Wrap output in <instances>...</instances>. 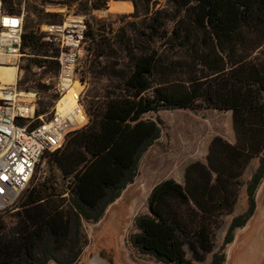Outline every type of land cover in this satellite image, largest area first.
<instances>
[{"label": "trees", "instance_id": "1", "mask_svg": "<svg viewBox=\"0 0 264 264\" xmlns=\"http://www.w3.org/2000/svg\"><path fill=\"white\" fill-rule=\"evenodd\" d=\"M89 1L93 9L107 7V0ZM3 2L8 11L21 9V0ZM170 2L177 13L165 43L182 58H168L151 47L164 23H147L145 43L138 37L132 47L123 46L129 59L125 70L103 65L101 74L109 83L87 100L90 122L43 156L49 170L58 172L23 192L11 224L0 216V264H76L88 242L83 222L101 219L134 181L142 154L160 137L161 119L143 115L181 108L229 111L234 140L214 135L205 161L188 163L182 182L165 178L153 185L148 211L135 216L136 231L128 240L162 264H224L226 245L255 212L264 177V0ZM39 11L25 14L21 49L34 54L33 64L53 67L56 75L58 48L38 32ZM85 35L95 40L93 32ZM29 80L45 92L52 87L29 77L22 84ZM51 90L54 99V85ZM252 159L257 165L244 180ZM242 186L245 209L231 217L216 247V233L233 212Z\"/></svg>", "mask_w": 264, "mask_h": 264}, {"label": "rangeland", "instance_id": "2", "mask_svg": "<svg viewBox=\"0 0 264 264\" xmlns=\"http://www.w3.org/2000/svg\"><path fill=\"white\" fill-rule=\"evenodd\" d=\"M91 4L92 1L89 0H21V8H24L25 14L33 8L40 10L36 19L39 20L38 32H43L44 25L62 21L72 13L85 17L87 30L95 36L93 42L90 38H85L77 68L86 81V102L94 92L102 93V88L109 83L106 76L101 74L104 64L126 69L129 59L123 46L128 44L132 47L138 37L141 38V43H145L147 23H153L157 27L159 22L164 23V26L158 27V35L149 41L150 46L158 48L168 58H182V55L176 53V48L171 50L165 43L177 13L170 0H107V7L100 9H93ZM161 13H166V17L159 19ZM102 50L108 51L109 56H98V52ZM132 52L136 53L137 50L133 49ZM33 56L30 50H22L19 64L21 77L17 86L28 77L52 86L45 92L31 87L34 82L29 80L20 88L36 92L39 106L48 107L50 103L53 104L51 89L55 83V70L53 67L33 64L30 61ZM27 86L29 88L25 89ZM157 116L161 119L160 137L142 154L134 181L108 205L99 221L83 222L88 242L76 264H162L137 251L128 240L129 234L136 231L135 216L148 211L147 197L151 188L165 178L182 182L179 173H183L184 167L191 161H205L209 141L214 135L234 140L229 111L181 108L160 109L143 115L144 118L151 119H156ZM256 165L257 159H252L242 175L244 180L248 179ZM50 167L48 156L42 157L25 191L51 171L58 172L55 168L49 170ZM20 203L21 199L15 210L0 214L7 224L15 220L13 213ZM245 206V186H242L233 212L224 217L223 226L216 233V247L221 244L231 217L243 211ZM235 237L237 240L225 247V252L230 248L233 251L224 264H264V177L256 191L255 212L245 227L235 231Z\"/></svg>", "mask_w": 264, "mask_h": 264}, {"label": "built area", "instance_id": "3", "mask_svg": "<svg viewBox=\"0 0 264 264\" xmlns=\"http://www.w3.org/2000/svg\"><path fill=\"white\" fill-rule=\"evenodd\" d=\"M24 17V8L11 12L0 0V66L15 68L14 82L0 79V214L17 208L44 154L61 148L72 131L91 119L84 97L86 81L77 69L86 38L85 17L72 13L42 28L44 38L58 48L56 97L42 111L36 92L17 86Z\"/></svg>", "mask_w": 264, "mask_h": 264}, {"label": "bare ground", "instance_id": "4", "mask_svg": "<svg viewBox=\"0 0 264 264\" xmlns=\"http://www.w3.org/2000/svg\"><path fill=\"white\" fill-rule=\"evenodd\" d=\"M0 79L2 82H14L15 68L12 66H0Z\"/></svg>", "mask_w": 264, "mask_h": 264}, {"label": "crops", "instance_id": "5", "mask_svg": "<svg viewBox=\"0 0 264 264\" xmlns=\"http://www.w3.org/2000/svg\"><path fill=\"white\" fill-rule=\"evenodd\" d=\"M233 137H234V134H233ZM227 140L231 141V138L230 139H227ZM179 177H181V179H183V173H182V171H181V173H179ZM243 227H245V226H243ZM243 227L238 228V229H242ZM238 229H236V230H238ZM235 239L237 240V237H235L234 240L231 243H233L235 241ZM232 251H233V249L231 250V248L230 249H227V251H226V261L231 256ZM226 261H225V263H226Z\"/></svg>", "mask_w": 264, "mask_h": 264}, {"label": "snow or ice", "instance_id": "6", "mask_svg": "<svg viewBox=\"0 0 264 264\" xmlns=\"http://www.w3.org/2000/svg\"><path fill=\"white\" fill-rule=\"evenodd\" d=\"M6 23H7V21H6ZM12 23H16L15 21H12Z\"/></svg>", "mask_w": 264, "mask_h": 264}]
</instances>
